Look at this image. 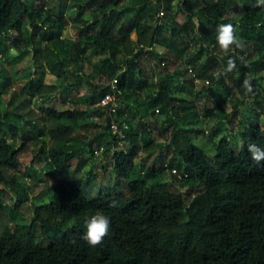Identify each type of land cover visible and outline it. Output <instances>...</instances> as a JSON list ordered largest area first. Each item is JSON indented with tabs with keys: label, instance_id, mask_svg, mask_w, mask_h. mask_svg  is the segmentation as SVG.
<instances>
[{
	"label": "trees",
	"instance_id": "16d2710c",
	"mask_svg": "<svg viewBox=\"0 0 264 264\" xmlns=\"http://www.w3.org/2000/svg\"><path fill=\"white\" fill-rule=\"evenodd\" d=\"M71 1L0 0V264H264V161L247 151L264 149V5ZM222 23L243 51L218 48ZM153 56L162 75L151 83ZM109 92L142 117L97 106ZM207 130L214 155L194 141ZM96 213L110 226L91 247L80 237Z\"/></svg>",
	"mask_w": 264,
	"mask_h": 264
},
{
	"label": "rangeland",
	"instance_id": "374dc122",
	"mask_svg": "<svg viewBox=\"0 0 264 264\" xmlns=\"http://www.w3.org/2000/svg\"><path fill=\"white\" fill-rule=\"evenodd\" d=\"M72 1L70 0V5H72ZM188 14H189V12H187L185 15H181V16H179V20L181 21V22H184L186 19H187V16H188ZM198 23V25H199V23H200V20H199V22H197ZM235 29H237V32H238V28L237 27H234ZM67 36H70V37H75V35H74V33H73V31L71 30V28L67 31ZM135 34L133 33V36H134ZM5 42H6V40H4ZM5 43L3 42V43H0V48L1 47H3V45H4ZM7 44H8V42H7ZM12 47V46H11ZM160 51H163V49L161 48V47H159L158 48ZM2 58H3V60L5 59V56H2ZM152 58V57H151ZM5 61V60H4ZM157 62H158V60H157V57H155V56H153V58L150 60L149 58L147 59V65H146V67H147V72H148V77L151 79V83H152V81L153 80H155V82L156 81H158L159 79H160V77H161V72H160V69H159V67L157 66L158 64H157ZM15 65H13V66H11V67H19L20 69H27L28 68V66L29 65H31V59H30V57H27V58H25L24 60H22V61H18V62H16V63H14ZM186 75V74H185ZM185 75H184V77H185ZM171 82H172V84H173V86H174V88H176V90H180V87L182 86V82L181 81H179V80H177V79H174V78H170V77H167ZM45 80L47 81V82H55L56 81V79H55V76L53 75V74H51L49 71H48V69H46V75H45ZM183 80V79H182ZM198 85L200 86L199 88H202L203 87V84L201 83V82H199L198 83ZM198 89V88H197ZM151 90H153V87H151L150 85H149V88L148 87H146V89L144 90V93L145 94H143V96H147L148 94H149V92L151 91ZM196 90L194 91V92H191L190 93V95H188V94H186V93H184L183 95L184 96H189L191 99H195V97H197V95H196ZM182 93V90H180V92H178V94L180 95ZM176 94H177V92H176ZM261 98V96H258L257 97V99H260ZM245 102H246V104H247V106H249V107H251V105H250V103H249V101H248V99H246L245 100ZM202 103V102H201ZM62 103H61V101L60 100H56L55 102H54V106H56V107H60V106H62L61 105ZM118 105H119V107L120 108H122V109H127L128 111H129V114H131L132 116H135V117H137V118H140V117H142V114H141V112L139 111L140 109L138 108V107H136V105H127V104H125V103H118ZM252 109V108H251ZM250 109V110H251ZM203 121L201 122V121H199V122H197L196 123V127L199 129V128H205L206 127V125H207V121L209 120V118H208V116H206V115H203ZM147 119V118H146ZM152 120H155V117H151L150 118V121H152ZM170 125L168 124V123H166L165 122V124L163 125V129H165V128H169L170 129V127H169ZM210 131L211 130H207L205 133H206V137H199V138H196L194 141H195V143H197L199 146H201V147H203L209 154H211V155H214V154H216V152H215V150H214V147H213V145H212V143L210 142V140H209V138H207V137H209L210 135H211V133H210ZM155 138H156V141H162L163 142V140H164V138L163 137H161V135L158 133V134H156L155 135ZM154 157V156H153ZM154 158H156V157H154ZM154 158H152V160L154 159ZM157 159V158H156ZM29 161V160H28ZM42 179H45V177H42ZM165 180L167 181V184H166V186H165V188L164 189H167L168 191H172V192H176V193H179L181 190H182V188H181V186H180V184L179 183H177V182H175V181H173L171 178H170V176L169 175H167L166 173H165ZM45 185L43 184L42 186L40 185L39 186V188H38V190L36 191V194H35V196H34V199L38 202V203H43V202H45V201H47L48 200V198H47V193H45V192H43V193H41L42 191H44V189H43V187H44ZM38 194V195H37ZM28 205H32V203H30V204H28ZM26 210H27V212L28 213H30L31 212V209L29 208V207H26ZM31 214V213H30Z\"/></svg>",
	"mask_w": 264,
	"mask_h": 264
},
{
	"label": "clouds",
	"instance_id": "9594fccd",
	"mask_svg": "<svg viewBox=\"0 0 264 264\" xmlns=\"http://www.w3.org/2000/svg\"><path fill=\"white\" fill-rule=\"evenodd\" d=\"M264 5V0H257L256 7ZM216 44L218 48L225 54L233 53L236 50L243 51L245 49V40L236 35V29L231 23H222L217 25ZM243 61V57H239ZM236 68V60L230 58L227 62L225 72H231ZM243 87L251 92L252 85L250 79L246 78L243 81ZM247 151L251 160L259 165L264 161V149L258 147L255 143H250L247 146ZM110 220L103 213H96L86 218L84 227L86 231L81 235V239L91 247L100 245L104 238L108 235Z\"/></svg>",
	"mask_w": 264,
	"mask_h": 264
},
{
	"label": "built area",
	"instance_id": "2783aa9c",
	"mask_svg": "<svg viewBox=\"0 0 264 264\" xmlns=\"http://www.w3.org/2000/svg\"><path fill=\"white\" fill-rule=\"evenodd\" d=\"M114 88H116V86H114ZM116 103L115 101V95L113 93H107L98 103L97 106H107V105H111V109L113 111L116 110V106H114ZM112 129H113V133L117 134V133H121V129L119 128V126L116 123L112 124ZM175 172V170H174Z\"/></svg>",
	"mask_w": 264,
	"mask_h": 264
}]
</instances>
